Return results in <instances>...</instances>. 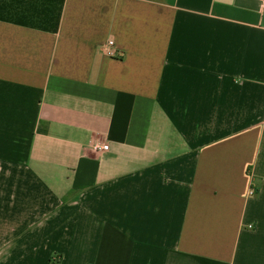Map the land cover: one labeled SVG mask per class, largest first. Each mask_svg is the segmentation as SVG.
Returning a JSON list of instances; mask_svg holds the SVG:
<instances>
[{
  "label": "crops",
  "instance_id": "1",
  "mask_svg": "<svg viewBox=\"0 0 264 264\" xmlns=\"http://www.w3.org/2000/svg\"><path fill=\"white\" fill-rule=\"evenodd\" d=\"M0 264H264L261 0H0Z\"/></svg>",
  "mask_w": 264,
  "mask_h": 264
},
{
  "label": "built area",
  "instance_id": "2",
  "mask_svg": "<svg viewBox=\"0 0 264 264\" xmlns=\"http://www.w3.org/2000/svg\"><path fill=\"white\" fill-rule=\"evenodd\" d=\"M263 6H264V0H261ZM111 47L114 45V42H110L109 44ZM110 55H112L113 53L112 52H109ZM94 149L97 151V152H101V151H106L109 149V147L107 145H99V144H94Z\"/></svg>",
  "mask_w": 264,
  "mask_h": 264
}]
</instances>
